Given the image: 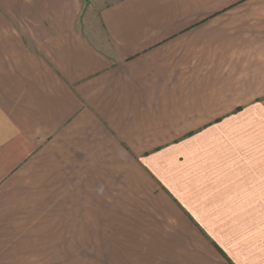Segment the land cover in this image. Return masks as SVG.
Returning <instances> with one entry per match:
<instances>
[{
  "label": "crops",
  "instance_id": "obj_1",
  "mask_svg": "<svg viewBox=\"0 0 264 264\" xmlns=\"http://www.w3.org/2000/svg\"><path fill=\"white\" fill-rule=\"evenodd\" d=\"M0 264H264V0H0Z\"/></svg>",
  "mask_w": 264,
  "mask_h": 264
}]
</instances>
